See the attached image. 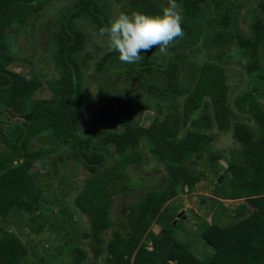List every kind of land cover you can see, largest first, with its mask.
Segmentation results:
<instances>
[{
    "label": "trees",
    "instance_id": "trees-1",
    "mask_svg": "<svg viewBox=\"0 0 264 264\" xmlns=\"http://www.w3.org/2000/svg\"><path fill=\"white\" fill-rule=\"evenodd\" d=\"M46 1L54 0H0V106L20 116L9 134L0 126V220L14 212H32L40 204L43 192L37 184V165L48 174L68 173L73 178L83 171L71 207L87 219V231L71 242L68 264H82L88 258L82 239L102 264H264V105L258 99L264 92L253 87L232 104L227 76V53L235 45L238 55L246 59L245 73L259 72V78H264V0L251 5L255 17L245 13L244 28L238 23L241 10L231 2L237 11L230 36L227 15L218 17L225 0H176L186 21L181 24L184 35L166 54L153 48L142 53L140 62L121 64L110 48L92 63L98 80L99 74L114 73L130 86L140 73L150 79L147 91L133 90L132 97L120 92L126 107L117 104L106 109L95 108L88 94L85 67L91 55L86 52L87 30L81 25L89 24L98 32L108 27L111 0H75L59 14L60 31L51 34L46 45L35 38L30 50L36 55L33 62L48 53L52 79L37 71L27 78L8 68L14 58L7 53L11 49L7 31L17 28L20 34L26 20ZM133 1L134 12L148 15H161L163 8L158 5L168 3ZM116 2L114 10L119 14L121 0ZM194 18L198 28L191 26ZM42 84L49 88L50 97L32 100ZM146 110L154 117L142 125L139 119ZM214 130L229 131L236 146L227 153L214 149ZM144 153L163 165L165 183L130 203L125 227L113 229L116 198L144 186L135 184L137 179L129 171ZM219 160L225 161L230 175L227 188L213 179ZM204 161L207 168L198 172L195 166ZM208 171L218 195L243 202L238 207L241 217L201 230L200 238L212 249L201 261L174 236L176 215L162 208L176 195L178 185L192 186L204 180ZM155 224L161 226L157 233L152 230ZM27 255V246L18 236L0 226V264H24Z\"/></svg>",
    "mask_w": 264,
    "mask_h": 264
},
{
    "label": "rangeland",
    "instance_id": "rangeland-1",
    "mask_svg": "<svg viewBox=\"0 0 264 264\" xmlns=\"http://www.w3.org/2000/svg\"><path fill=\"white\" fill-rule=\"evenodd\" d=\"M111 20H113L117 13L114 7L116 0H111ZM160 2V0H156ZM256 0H225L222 10L219 12L220 17H228L227 34H233L231 24L234 20V14L237 8L231 2L239 6L240 19L239 25L245 26V13L252 17L256 16V9L251 7ZM75 0H54L46 1L42 8L33 14V16L26 20L23 28H20V34L17 28H9L7 37L10 40V46L7 53L13 56V61L8 68L15 72L22 74L27 78H31L34 73L40 72L45 79H52L55 74L47 59L48 53H42L38 56L39 62H33L36 57L30 50L35 47V38L40 37V44L46 45L51 34L60 31L59 14L62 10H67L73 6ZM133 0H121L118 4V12L126 14L133 13ZM164 1L158 7H165ZM257 8V7H256ZM247 10V11H246ZM214 17V16H213ZM215 16L214 18H216ZM196 18V17H195ZM191 20L193 28H198L197 19ZM184 17L182 23L186 24ZM83 29L87 30L89 47L86 52H89L90 61L85 67V79L89 80L88 94L92 98L95 108L106 109L115 107L117 104L126 107V102L120 97V92H128L129 95L133 90L139 92L147 91L149 85L148 78L146 81L143 73L139 74V78L134 86H130L123 82L115 73L107 76L99 74V80L93 73L92 63L101 58L109 49V41L107 37L99 38L96 28L89 26V24L81 25ZM30 41V43H29ZM33 44L27 46V44ZM95 46L100 47L95 50ZM14 49V50H13ZM227 59L229 61V68L227 70L228 85H229V100L234 102V99L249 92L253 87H257L264 92V78H259V72L254 74H247L243 70V65L246 59L238 55V50L234 45L229 49ZM85 57V55H83ZM31 59V60H30ZM31 61V62H30ZM121 64L123 62H120ZM87 84L84 83V87ZM99 88V91H98ZM92 95H91V93ZM51 92L49 88L42 84V86L32 94V100H40L49 98ZM262 98H258L264 105V93ZM233 110L237 109L233 106ZM238 114V113H237ZM154 114L151 111H144L140 116V124L147 125L152 121ZM20 116H13L7 109L0 106V126L5 133L9 134L14 127V123ZM247 119V117H246ZM216 137L213 143V148L227 153L228 149L236 146L229 131L219 132L214 130ZM40 142L36 140L34 145ZM143 151V149H142ZM144 152V151H143ZM207 162L204 161L201 165H196L195 169L200 172L207 167ZM218 174H210L203 180L196 181L192 186L176 187V195L169 199L164 205V208L174 214L175 219L173 224L176 225L173 230L174 236L184 243L189 250L195 254L201 261H204L212 254V249L201 238L200 232L206 225L217 223L220 225H227L237 217L238 207L243 202L242 200L231 201L224 196L218 195L213 187V179H216L219 184L227 188V181L230 175L225 171L226 163L224 160H219L216 163ZM39 175L37 184L43 192L42 201L29 213L14 212L5 220H0V226L6 227L8 230L14 232L18 238L27 246L28 255L24 259V264H68L71 262L70 250L71 242L78 240L87 231V219L79 217L71 207V199L79 190L78 183L84 179L83 171H79L78 177L73 178L68 173L62 175L59 172L48 174L46 170H42L39 165L35 168ZM69 169V167L67 168ZM131 174L137 179L135 184L142 183L144 186L139 191H134L130 195H120L116 198L111 217L115 225L113 229H123L125 227L124 216L127 213L128 205L137 201L145 192L152 189H160L165 183V171L162 164L157 163L150 155H143V159L132 170ZM213 176V179H212ZM136 186V185H135ZM72 212V214H69ZM182 217V218H181ZM119 222V223H118ZM117 223V224H116ZM161 226L156 224L152 230L157 233ZM87 240H80V245L85 249L88 258L82 264H102L101 259H94L87 248Z\"/></svg>",
    "mask_w": 264,
    "mask_h": 264
},
{
    "label": "clouds",
    "instance_id": "clouds-1",
    "mask_svg": "<svg viewBox=\"0 0 264 264\" xmlns=\"http://www.w3.org/2000/svg\"><path fill=\"white\" fill-rule=\"evenodd\" d=\"M181 23L180 5L176 0H168L161 15L120 12L108 27L99 29L98 37H107L121 62L135 64L142 60L143 52L153 48L166 54L173 42L184 35Z\"/></svg>",
    "mask_w": 264,
    "mask_h": 264
}]
</instances>
